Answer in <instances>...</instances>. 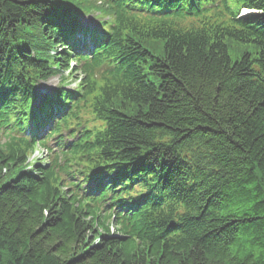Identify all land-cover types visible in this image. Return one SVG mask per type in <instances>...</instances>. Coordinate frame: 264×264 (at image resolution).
<instances>
[{
    "label": "trees",
    "instance_id": "obj_1",
    "mask_svg": "<svg viewBox=\"0 0 264 264\" xmlns=\"http://www.w3.org/2000/svg\"><path fill=\"white\" fill-rule=\"evenodd\" d=\"M245 4L264 11V0ZM53 5L0 0L5 126L14 120L25 131L34 83L53 73L30 57L38 50L32 40L48 36V19L58 20L49 32L58 40L57 30L68 34L75 23ZM182 22L157 19L154 37L165 40L158 57L141 46L144 27L123 25L96 52L117 53L110 86L60 91L69 99L92 96L105 123L71 152L89 170L83 182L73 184L71 173L60 178L53 166L26 170L41 128L0 148V264H264V16L218 25L214 40L183 30ZM227 36L254 42L257 57L245 52L233 63ZM148 58L157 85L140 74ZM44 108L51 119L65 115ZM103 171L114 180L83 188ZM113 184L140 189L143 198L140 208L123 214L125 200L111 187L123 237L110 234L112 215L100 206Z\"/></svg>",
    "mask_w": 264,
    "mask_h": 264
},
{
    "label": "rangeland",
    "instance_id": "obj_2",
    "mask_svg": "<svg viewBox=\"0 0 264 264\" xmlns=\"http://www.w3.org/2000/svg\"><path fill=\"white\" fill-rule=\"evenodd\" d=\"M82 12L86 13L85 10H82ZM94 18H98L96 16V14H91L89 16H85L84 19L85 20H89V19L94 20ZM229 43H230V56H231L232 61H236L244 51H250V52L254 51V49H253L254 44H245V43L238 42V41H229ZM58 83H59L58 77H55V78L51 79L49 82H47V85L54 87V86H57ZM70 87H74V84L70 85Z\"/></svg>",
    "mask_w": 264,
    "mask_h": 264
},
{
    "label": "bare ground",
    "instance_id": "obj_3",
    "mask_svg": "<svg viewBox=\"0 0 264 264\" xmlns=\"http://www.w3.org/2000/svg\"><path fill=\"white\" fill-rule=\"evenodd\" d=\"M26 121H32V119H27Z\"/></svg>",
    "mask_w": 264,
    "mask_h": 264
},
{
    "label": "snow or ice",
    "instance_id": "obj_4",
    "mask_svg": "<svg viewBox=\"0 0 264 264\" xmlns=\"http://www.w3.org/2000/svg\"><path fill=\"white\" fill-rule=\"evenodd\" d=\"M247 11H248V10H247V9H245V13H247Z\"/></svg>",
    "mask_w": 264,
    "mask_h": 264
}]
</instances>
